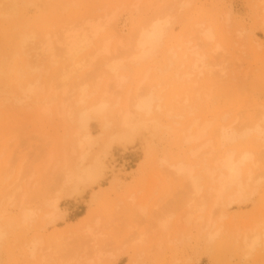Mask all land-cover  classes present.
Returning <instances> with one entry per match:
<instances>
[{"label":"rangeland","instance_id":"1","mask_svg":"<svg viewBox=\"0 0 264 264\" xmlns=\"http://www.w3.org/2000/svg\"><path fill=\"white\" fill-rule=\"evenodd\" d=\"M175 1L15 0L10 15L0 17V264H264V0H187L188 6L182 0L187 6L185 8H181L184 6L182 1ZM169 9L174 11L171 19L166 15ZM111 14H114L116 22L112 20L114 23L104 24L98 35V44L93 47L95 50L101 46L100 40H112L116 30L120 29L125 32L124 36L131 34L132 47L134 34L153 18L160 15L163 18V14L164 18L167 16L170 19L171 28L157 51L138 65L126 59L134 52L133 49L129 54H123L122 49L127 51V48H122V44L119 47L116 38L110 41L112 49L105 58H116L113 61L122 58L128 62L129 69L119 70V75L129 78L126 87H130L131 92L127 102H133L138 90L140 94H145L153 87L161 95L159 103L163 111H139L131 141L114 142L107 149L104 144L114 132V124L110 123L109 127L105 124L106 121L115 123L118 110L115 100L121 97L124 102L125 91L114 86L115 81L111 78L108 80L105 68L102 75L107 76L103 77L105 82L109 81L112 92L107 94L108 98L104 96L106 105L103 107L95 106L99 102L97 96L93 99L95 101L74 100L71 96L67 117L63 120L54 108L53 115L48 117L41 114L39 105L21 107L15 100L21 96L20 90L26 86L25 83L33 81L36 76L26 69L28 62H33L31 65L41 62L46 69L49 68V73L42 75L41 81L55 79L50 82L58 91L62 82L57 80L60 78L57 75L62 72L60 70H64L69 62L74 66L77 60L81 62L83 58L80 57L86 54L91 57V52H94L91 46L74 61L68 62L64 55L62 57L63 47L53 42L58 64L54 65L49 56L35 61V52H43L40 45L45 33L48 36L56 34L51 39L57 41L63 33V30L59 32L63 25L68 27L70 22L69 26L73 22L76 25L82 20L95 21L99 18L104 23ZM200 26L211 29L213 41L206 44L200 39L197 32ZM29 33H36L39 38L36 37L34 44H30L27 57L22 53L20 37ZM193 37H198L199 40L193 39V43L202 45L199 47L206 52V62L211 66L204 68L207 72L203 70L204 73L191 74V78L178 81L167 69L168 51L175 48L181 39ZM125 42L129 40L124 39ZM216 47L220 49L216 50ZM119 51L122 57L117 53ZM44 57L46 61L42 63L41 58ZM88 57L82 62L87 68L78 71L76 76L79 79L72 76V80L70 77L69 85L77 80L81 82L85 77L94 76L91 81L99 77L101 72L97 71L103 69L102 64L107 59L104 55L98 57L100 61L95 60L96 64L104 59L98 67L95 63L88 64ZM62 64L64 66L59 68ZM209 67L213 69L210 73ZM145 74H148V79L142 83L144 87L137 89L136 84ZM140 88H145L147 92ZM172 99H176L175 106H170ZM90 102L94 103L92 107L88 106ZM80 116H84L87 131L93 135L90 143L84 139L85 130L81 131L77 142L72 139ZM193 117H198L200 121H212L210 137L215 148L219 143L220 127L234 128L227 135V144L221 148L218 146L221 152L236 148L239 152L251 151L254 157L252 183L249 181L245 190V195L252 194L247 200L210 209L212 224L204 231H201L203 224L200 221L186 227L179 224V219L193 212L194 205L189 199L198 203L199 196L193 195L184 178L174 174L161 161L165 158L175 163L189 157L188 147L182 140ZM260 123V126L263 125L260 127L262 133L253 127ZM79 140L85 143L82 148L78 145ZM80 155L82 159L79 160ZM89 164L97 168L96 180L79 182L75 179L64 184L66 173L79 176ZM204 184L207 187L208 183ZM232 192L230 190L229 193ZM10 195L13 201L16 199L15 202ZM56 196L60 198V214L58 218L45 219L43 223L42 217L49 211L44 202ZM131 196L134 198L132 202L129 200ZM143 201H146L145 214L138 207ZM190 203L192 207L188 206ZM20 204L31 210L39 209L38 212L33 209L37 212L36 222H33L35 219H22ZM165 219L171 220V235L166 232L152 235L158 224L167 221ZM41 223L40 229L38 225ZM92 230L97 234L92 236ZM213 231H218V234L208 242L206 235ZM144 232L148 235L142 242L136 241ZM253 233L260 235L259 240L249 253H245L243 238ZM37 237L45 242L35 260L28 258L24 245L35 239L38 241ZM52 246L61 247H56L55 251ZM40 254L46 258L41 260Z\"/></svg>","mask_w":264,"mask_h":264},{"label":"bare ground","instance_id":"2","mask_svg":"<svg viewBox=\"0 0 264 264\" xmlns=\"http://www.w3.org/2000/svg\"><path fill=\"white\" fill-rule=\"evenodd\" d=\"M8 1L9 0H3V1L0 0V17H6V16L10 15L11 10L13 11V7H14L13 3L15 2V0H11L12 2L10 4H8L9 3ZM178 1H182V0H178ZM186 1L187 0H185V3H186ZM175 2H177V0ZM179 3H176V5H178ZM187 3H188V1H187ZM187 3L185 5H187ZM182 4L184 5L183 1H182ZM185 5L181 6V8H183V7L185 8L189 4L187 6H185ZM172 7H174V4ZM171 9H174V8H171ZM175 10L176 9H174V11ZM169 12H170V15L168 14ZM169 12L166 13V15H168V17L170 18V16L172 15L173 12H171L170 9H169ZM162 13L163 12H161V15H162ZM114 14L117 15L116 12ZM114 14L108 15L109 17L105 18L104 23H101L100 21H102V20L99 18L95 21H91V20L83 21L82 20V23L80 21L76 25L72 21L73 22L72 25L69 26V24H71V22H70L67 25L68 27H65L63 25L64 27L63 26L62 27L64 29H62V27H61V31H59L60 33H62V30H63L61 37L58 36L60 39L55 37V38L59 39L57 41L55 38H54L55 39L54 41L51 39L56 34L53 36L51 35L52 36L51 37V36L46 35L47 33H45L44 40L42 42L40 40V42H41L40 49H42L43 52L42 53H40V51L35 52V54L33 55L35 61H38L40 59V57H43V56L48 57L49 56L50 58H52L51 60L50 59L49 60L51 62L53 61L52 63H54V65H55V63L58 64V59H55V56L57 55V54L55 55L56 51H54L55 46L54 47L52 46L53 42H55L56 46L58 43L59 44L58 46L61 45L63 47L61 49L62 50L61 51L62 57L64 55L63 58L66 61H68V62L71 60L74 61L79 54H81L86 49H89V47H91V46H92V48L96 47V45L98 44L97 41L99 40L98 35H99L100 31L102 30V28L104 27V24L108 25L112 22V20L114 22H116L114 20ZM161 15H160V17L157 16V17L153 18L150 22H148L146 27H144L143 29H141V31L139 30L138 33H136L137 35L134 34L135 37L133 38L134 41L132 40L133 41L132 47H130L131 46V43H130L131 40L130 39H132L131 34L129 33L130 35L126 34L124 36V34H125L124 31L122 32L121 29H120V31L116 30L117 34L113 35L112 40L114 38H116L115 41L116 40L119 41V47H120V44H122V48L123 47L127 48V51L125 50L126 52L124 51V49H122L123 54H125V53L129 54L132 49L134 51L133 53L130 54L129 57L127 56L128 54L126 55L128 58L123 56V58H126L127 61L129 60L128 62H130L131 64L138 65L141 62H146L149 59V57H151L157 51V49L161 45L163 39L169 35V32H170L169 30L171 28L170 19L172 18V16L170 19H168L167 16H166V18H164L165 14H163V18L161 17ZM173 15H174V13H173ZM114 22H112V23H114ZM75 23H77V22H75ZM197 32L201 36V37L200 36H198V37H200V39H202V41L207 42L206 44H208V42L213 41L214 35H213L210 28H204L203 29L202 26H200V28H198ZM35 34L29 33V34H24L22 37H20L21 38V43H20L21 46L20 47H22L21 48L23 51L22 53L24 55H26L27 57L30 54V52H28V50L30 51V49H31L30 44H34V42L36 41V37L39 38ZM198 37L187 38L185 40L181 39L180 42L178 41V43L176 44L175 48H172L168 51L167 69L172 71V73H173L172 76L174 75V77L178 81H182L184 79L186 80V78H188L189 76L191 78L193 76V74L197 75V73H204V71L206 70L204 68L208 69V66L209 65L211 66V64L208 63V61L206 62V58H207L206 52H203L201 50L202 48H200L202 45L199 44L200 45V47H199L198 43H196V44L193 43L194 42L193 39L197 40V41L199 40V39H197ZM16 38H17V36H16ZM41 39H43V38H41ZM110 39L100 40L99 43L101 46L98 47L96 50H95V48H93L94 50L92 49V51H94V52L93 53L91 52V55H90L91 57H88V55L86 54V56L89 58L88 64H94L95 63V65H97L99 63L98 61H100V59H98V57H100L102 55H104V59H107L103 62V64H102V61L104 59L100 62L103 65V69L100 68V70L97 71V72H99V71L101 72V73L100 72L99 73L102 77L99 74H97V76L99 75V77H97V79L91 81V78L92 77L94 78V76L90 77V75H89L90 78H87V79H86V77L84 79L80 78L81 82H78L79 80H77V82L70 83V85H69L68 83L70 81V77L72 79V76H73V79H74V76H76V74H78V71L80 69L84 68L86 65V64H83L84 63L83 61L85 60L86 56L80 57L83 59L81 60V62H78V60H77V62L74 63V66L70 65V62H69L68 66L66 65L67 67H64V70H63L62 66H64V65L63 64L60 65L59 68H62V69L61 70L59 69V70H60V72L62 71L61 72L62 74L60 73V75L59 74L57 75V77L60 76V78L58 77L57 80L60 79L62 82L60 81L61 84L59 86L58 91H57V89H54L52 87V84L50 82V81H54L55 79L51 80L52 79L51 78L49 81H46L47 83L45 81H44L45 83L41 81L42 75L45 76L49 73L47 71L49 68L46 69V67L43 66L44 64L43 65L40 64L41 62H36L37 64L34 62V64H32V65H31V63H33V62H28V63L26 62L27 63L26 69L28 71H31L32 74L34 76L35 75L36 76H35V78H32L33 81H31V82L29 81V82L25 83L26 86L23 84L25 87L21 88V90H20L21 96L18 97L17 100H15V103L17 102L18 104L21 105V107L23 105L29 106L30 104L37 105V107L39 105L40 107L38 109H40L41 114L44 116H48V117L53 115L52 109L54 108V109H56L55 110L56 114L57 113L60 114V116L63 118V120H65L67 117L68 107L71 103V102H69L71 99L70 98L71 96L73 97L74 100H79V101L93 100L97 96L99 102L97 101L96 102L97 105H95V106H97V107L105 106L106 102L104 101V96H107V94L112 92L110 87H109L110 85H109V81H108V80H110L109 78H111V80L115 81L114 86L121 88V90L124 89L125 92L123 93V95L125 94V97H124V102H123V98L120 99L121 97H119V98H117V100H115V104L118 106V110L116 111V118L114 117L115 123L110 122V121H106L105 127H109L110 123L114 124V132H111V134L107 137L106 143L104 144V148L110 149L114 142H129V141H131V139L133 137V132L136 130V127H137L136 114H138L139 111L144 112V113L152 112L153 109H156L157 111H161L162 106H160V103H159V101L161 99V95L157 92L156 89H153V87H152V90H149V92L145 93V94H142V93H144L142 91H141L142 93L140 94L139 93L140 91L138 90L137 92H135L136 94H134L135 96H134L133 102L131 104L129 102H127V97L131 92L130 87H128V88L126 87L129 78L122 76V75H119V70L129 69L128 64H126L128 62L123 61V59L121 58L122 57L121 51L117 52L118 54L120 53L119 55L121 56L120 57L121 60L118 59L117 61H113V60H116V58L115 59L112 58L113 60L108 59L107 57L105 58L106 54L110 53V49H112V48H110V41H112ZM124 39L125 40L128 39L129 42L123 43ZM118 41H117V43H118ZM115 45H116V42L114 44V47H115ZM28 46H30V47L27 49ZM37 47L38 46H36L35 48H37ZM128 49H129V51H128ZM215 49L217 50L220 48L216 47ZM116 50H117V48H116ZM119 50H121V49H119ZM44 52L47 54H45ZM45 57H44V59L41 58L42 63H43V61H46ZM111 57L112 56H110L109 58H111ZM87 60L88 59L86 58V61ZM95 60H98L97 64H96ZM29 61H30V59H29ZM48 61H47V63H48ZM50 61H49V63H50ZM79 61H80V59H79ZM61 62H62V59H61ZM52 63H51V66L53 65ZM99 64L97 65L98 67H99ZM46 66H48V65H46ZM85 68H87V67H85ZM104 68L106 69L105 74L108 76V80H106L107 82H105V79H104V77L106 75L105 74H104L105 76L102 75L103 74L102 71H104ZM211 70H213V69L210 68L209 73L211 72ZM205 72H207V71H205ZM191 74H192V76H191ZM83 77L84 76H82V78ZM95 77H96V75H95ZM45 78L46 77H44V79ZM76 78H77V76H76ZM77 79H79V78H77ZM147 79H148V74H145L143 76V78L141 79L140 83L136 84V88L139 89V87L143 86L142 83L144 81H147ZM64 80H66V82ZM82 81H84V82H82ZM63 82H65V83H63ZM75 83H77V84L75 85ZM72 84H74V85H72ZM144 85H145V83H144ZM68 87H70V88L68 89ZM136 88H134V89H136ZM146 88H147V86H146ZM155 88H157V87H155ZM144 89L145 88H143V89L140 88V90L146 91V89L145 90ZM113 95H115V94H113ZM75 96H77V97H75ZM111 96H112V94H111ZM174 97L176 98V96H174ZM106 98H108V96ZM177 98L179 99V97H177ZM93 101H95V100H93ZM174 101H176V99L173 100V104L170 106H175ZM178 101L179 100H177V102ZM93 104L90 102L88 106L92 107ZM169 104H170V102L167 105H169ZM24 107H26V106H24ZM167 109H170V108H168V106H167ZM171 110L173 111V107L171 108ZM164 112H166V110H164ZM192 112L193 111L191 110L190 113H192ZM77 124H78L77 125L78 127L73 132L74 133L73 134L74 138H72V139H74L73 141L77 142V139L80 138L79 135H80L81 131L85 130L84 139L86 142L90 143V140L92 139L93 135H91L90 132L87 131V123H86L84 116L79 117ZM212 124L213 123L210 120L200 121V119L198 117H193V119H191V123H189L188 127L185 130V134H184V137L182 140L183 143L188 147L187 153H188L189 157L181 158L178 161H176L175 163H170L168 161V159H165V158H163L161 160L162 163L167 165V167L170 168L174 174L182 176L184 178V180L190 186V189L192 191L191 193L193 195L199 196L198 203L197 202L193 203L195 200L189 199L190 202L194 205V207L192 208L193 212L187 214V216L183 217L182 220L179 219L178 220L179 224L180 225L182 224V227H186L190 224H193V223H196L197 221H200L203 224L201 231H204L206 228L210 227L212 224V218H211L212 213H211L210 209L215 208V207H220V206L225 207L231 203L241 202L242 201L241 199L247 200L248 199L247 197L252 194V192H250L249 194L245 195V192H246L245 190L249 186V181L252 183L251 169H252V165L254 164V163H252L253 158H254L253 152L246 151V150L239 152L236 148L225 149L221 152L220 148L224 147L227 144V141L229 139V136H227V135H229L230 130L232 131V129H234V128L230 129V127H226V126L220 127V130L218 131V133L220 132V134L217 133L218 136L220 135L218 137L219 138L218 146L220 148L218 146H216L218 149L215 148L213 140L210 137V135H211L210 129H211ZM260 125H261V123L256 124V126H253V127L258 132L262 133L261 128L263 125L262 126H260ZM263 133H264V130H263ZM262 135L264 136V134H262ZM83 144H85L83 141H81V140L78 141V145L80 148H82L84 146ZM200 155H202V157ZM78 159L79 160L82 159V155H80ZM247 165H248V167L245 169V166H247ZM254 167H255V165H254ZM244 174H246V177L244 176ZM97 176H98V174H97L96 166L93 164H89V165H87V168H85L83 173L79 176L73 175L72 173H66L64 175L63 181H64V184H69L72 182V180L74 181L75 179L78 180L79 182L84 181L85 179H87L88 181H94L97 179ZM206 182L208 183L207 187H206V184H204ZM16 183H17V181H16ZM255 183H257V181ZM230 190H233V192L229 193ZM9 192H11V190L8 191V193ZM8 193H6V194H8ZM13 194H11V195H13ZM11 195L9 196L10 198H11ZM15 195H17V194H15ZM14 196H12V197H14ZM5 198H8V197H5ZM11 199H12V202L16 201V199H15V201H13V198H11ZM59 199L60 198L56 196L53 200L49 199L50 201H48V202L47 201L44 202V200L42 201V202H44V204L47 203L46 206H47V209H49V211L45 212V214L42 217L43 223H45V219H53L56 217L58 218V216L60 214V212H59L60 210L58 208ZM22 200H23V197H22ZM129 200L131 202L134 201L133 196H131ZM192 204L188 205V206L192 207L193 206ZM21 205L22 204H20L21 210L19 213L21 214L22 219L26 220V221L27 220L32 221L33 219H35V217L37 216L36 213L39 211V209L36 210L37 208L36 209L32 208V210H31V209L26 208V207L24 208ZM40 207H42V206H40ZM138 207H139V211L142 214H145V212H146V201H143L142 203H140L138 205ZM33 209L36 210L37 212L36 211L34 212ZM44 209H46V208H44ZM207 210H209V212H207ZM196 214H199V215L195 217ZM168 217H171V216H168ZM168 219H170V218H168ZM165 220H167V219H165ZM33 222H36V219ZM170 222H171V220H167V221H164V222L158 224L156 231L153 232L152 235L156 236V234L158 232L160 234L161 233L164 234L166 232V233H168L167 235L170 236L171 232H172L171 228H169V225H171ZM39 223L40 222H38V224ZM88 225H89V223H88ZM38 227H40V229H41L42 223L40 226L38 225ZM89 229H90V227H89ZM94 233H96V232L93 231L92 236L94 235ZM85 234H87V233H85ZM217 234H218V231L208 232L206 235L207 241L208 242L212 241L214 239V237L217 236ZM147 235L148 234H145V232H144V234L142 233V235H140V237H138V239L136 241L139 240V242H142L141 240H143L145 238V236H147ZM259 236L260 235L257 233H255V234L253 233L252 235L244 236L243 246L245 249V253H249L254 248V246L257 244V242L259 240ZM93 238L94 237H92V240H93ZM37 239H38V237H37ZM40 240L38 239V241H37L35 239V241H32L30 244H25V245L23 244L25 246L28 258L35 259L36 256L38 258V254H39L38 252L40 251L39 250L40 246L42 245V243L45 242V241L41 242ZM60 241H62V240H60ZM94 242L92 241V243H94ZM83 243L85 244V241H83ZM170 243H171V241H170ZM161 245H162V243H161ZM52 247H50V248H52ZM56 247H61V246H56ZM56 247L55 248L53 247L55 249V251H56ZM50 248H48V249H50ZM95 248H96V246H95ZM93 250L96 253L98 251V250L95 251V249H93ZM46 251H48V250L46 249ZM42 252L44 254V251H42ZM89 253H88V255H89ZM84 254H83V256H84ZM39 256H42V255L40 254ZM44 256H46V255H44ZM42 258H46V257L42 256L41 260H42ZM73 259H75V258H73ZM135 259H136V257H135ZM45 264H47V262H45Z\"/></svg>","mask_w":264,"mask_h":264}]
</instances>
